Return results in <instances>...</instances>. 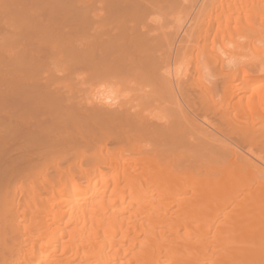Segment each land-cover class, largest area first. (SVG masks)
<instances>
[{
	"label": "bare ground",
	"instance_id": "bare-ground-1",
	"mask_svg": "<svg viewBox=\"0 0 264 264\" xmlns=\"http://www.w3.org/2000/svg\"><path fill=\"white\" fill-rule=\"evenodd\" d=\"M0 264H264V0H0Z\"/></svg>",
	"mask_w": 264,
	"mask_h": 264
}]
</instances>
